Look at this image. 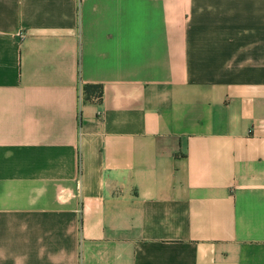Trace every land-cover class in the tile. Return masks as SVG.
<instances>
[{
    "label": "crops",
    "instance_id": "crops-1",
    "mask_svg": "<svg viewBox=\"0 0 264 264\" xmlns=\"http://www.w3.org/2000/svg\"><path fill=\"white\" fill-rule=\"evenodd\" d=\"M0 264H264V0H0Z\"/></svg>",
    "mask_w": 264,
    "mask_h": 264
},
{
    "label": "trees",
    "instance_id": "trees-1",
    "mask_svg": "<svg viewBox=\"0 0 264 264\" xmlns=\"http://www.w3.org/2000/svg\"><path fill=\"white\" fill-rule=\"evenodd\" d=\"M103 89L101 85L83 84L81 86V94L85 101L92 99H100L102 97Z\"/></svg>",
    "mask_w": 264,
    "mask_h": 264
}]
</instances>
